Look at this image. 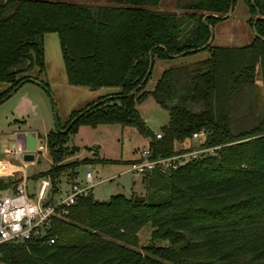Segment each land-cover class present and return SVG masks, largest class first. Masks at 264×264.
<instances>
[{
	"label": "trees",
	"instance_id": "16d2710c",
	"mask_svg": "<svg viewBox=\"0 0 264 264\" xmlns=\"http://www.w3.org/2000/svg\"><path fill=\"white\" fill-rule=\"evenodd\" d=\"M164 1L0 0V83L8 85L0 103L31 81L28 71H45L47 32L57 34L69 85L119 88L72 110L44 136L51 165L33 177L49 178L50 201L61 175L74 183L88 161H66L77 150L68 141L79 124L135 128L151 159L187 150L200 131L202 146L218 147L170 174L143 175L138 202L122 194L99 201L90 192L59 206L48 232L53 243L0 244V264H264V0H243L255 32L243 46L207 44L210 27L237 0H174L179 12L150 8ZM202 50L206 58L164 69L144 90L150 53L154 64ZM148 95L168 113L159 139L137 109ZM20 179L1 181L0 191ZM146 224L150 238L139 247Z\"/></svg>",
	"mask_w": 264,
	"mask_h": 264
},
{
	"label": "rangeland",
	"instance_id": "374dc122",
	"mask_svg": "<svg viewBox=\"0 0 264 264\" xmlns=\"http://www.w3.org/2000/svg\"><path fill=\"white\" fill-rule=\"evenodd\" d=\"M150 8L180 11L174 0H165L163 5ZM250 18L252 16L249 14L246 4L243 0H237L229 15L218 20L211 27L212 45L243 46L250 43L255 36L253 28L248 22ZM191 25V22L185 25V32ZM43 47L45 71L38 74L36 67L28 71L27 75L30 76L31 81L25 82L0 103V182L5 179L13 180L17 176L24 177L30 193H34L39 181L33 176L47 170L51 165L44 136L57 129L58 123L63 125L72 110L84 108L99 95L119 91L117 87L89 90L87 87L69 85L65 78L57 34L54 32L45 33ZM207 56V51L202 50L186 56L155 60L144 90H153L164 69L191 64ZM41 81L46 83L47 87L43 86ZM256 85L260 87L259 75ZM7 87L6 83H0V92ZM111 96H108L107 99H110ZM137 109L147 127L154 133L160 132L161 127L168 122L167 111L154 100L152 95H148L138 103ZM18 129L35 131L37 137H35L33 150L35 151L34 161L24 163L21 158L4 152V149L11 148L15 131ZM23 137L25 143L22 150L28 151L26 136ZM144 142L145 138L132 127H122L119 124H99L95 127L79 124L75 132L69 135L68 141V144L75 146L77 150L72 156L67 157L66 161L88 159L77 167L76 178L82 182L86 172L92 174L94 185L91 188V193L94 199L106 201L110 196L116 194L126 197L143 196L145 189L142 176L128 171L130 164L126 162L138 157ZM195 144H197L196 141ZM99 159L108 160V162H101ZM12 165L16 167L15 170L9 168ZM66 185L63 174L58 192L52 195L54 202L65 196ZM49 199H51V195ZM151 230L150 224L144 225L139 230V247L148 243ZM165 244V241L159 243L162 246Z\"/></svg>",
	"mask_w": 264,
	"mask_h": 264
},
{
	"label": "built area",
	"instance_id": "2783aa9c",
	"mask_svg": "<svg viewBox=\"0 0 264 264\" xmlns=\"http://www.w3.org/2000/svg\"><path fill=\"white\" fill-rule=\"evenodd\" d=\"M154 135L157 139L161 138L160 132ZM203 136L202 131L193 133L190 143L185 146L187 150L167 157L151 159V149L145 145L139 153L137 162L130 164L128 171L138 176L152 172L170 174L192 159L214 154L218 147L202 146ZM6 151L17 157H22L24 152H28L15 148ZM38 180L34 193L29 192L24 177L14 185L0 191V244L22 243L30 240H37L43 244L53 243L54 237L48 235V232L56 209L61 205L73 204L80 196L88 195L94 185L91 173L87 172L83 184L77 182L70 184L65 196L54 202L49 199L51 188L49 178L40 177Z\"/></svg>",
	"mask_w": 264,
	"mask_h": 264
},
{
	"label": "water",
	"instance_id": "95a60500",
	"mask_svg": "<svg viewBox=\"0 0 264 264\" xmlns=\"http://www.w3.org/2000/svg\"><path fill=\"white\" fill-rule=\"evenodd\" d=\"M232 9H233V6L231 5V6H230V9H229V12L226 14L225 17H227V16L229 15V13L232 11ZM225 17H224V18H225ZM205 18H206V17L203 18L204 21H205ZM258 18H259V12L257 11L256 19H258ZM210 30H211V27H210ZM253 31H254V30H253ZM254 34H255V32H254ZM211 41H212V34L210 35V38H209L207 44H210ZM152 64H153V61H152V57H151V53H150V61H149V68H148V71H147V75H148V74L150 73V71H151ZM147 75H146V76H147ZM145 79H146V77L143 79L142 82H144ZM137 88H138V87H137ZM137 88H136V89H137ZM136 89H135L133 92H135ZM133 92H132V93H133ZM109 98H112V97H109ZM88 109H89V107L86 108V110H88ZM75 119H76V118H75ZM75 119H74V120H75ZM69 126H70V125H68L66 129H64V130H60V131H61L62 133H65V132L67 131V129L69 128ZM57 130H59L58 125H57ZM24 136H26V143H27V145H28L29 148L27 149L28 152H24V153H23L22 158H23V160H24L25 162H27V161H33V160L35 159L34 153H32V151H33L34 148H35V135H34V133H27L26 135L24 134ZM134 200L137 201V202L140 201L139 196H138V195H134Z\"/></svg>",
	"mask_w": 264,
	"mask_h": 264
},
{
	"label": "crops",
	"instance_id": "0c3cea01",
	"mask_svg": "<svg viewBox=\"0 0 264 264\" xmlns=\"http://www.w3.org/2000/svg\"><path fill=\"white\" fill-rule=\"evenodd\" d=\"M89 90H93V89H90L89 88ZM100 96V95H99ZM27 132H32V133H34L35 134V137H37L36 136V133H35V131H33V130H22V129H18V130H16L15 131V134H14V139H13V142H12V144H11V148H15V149H18V150H22V147L24 146V143H25V140H24V134L25 133H27ZM146 145V139H145V142H144V146ZM11 148H7L8 150H10ZM6 149V150H7ZM5 149H4V152H6V153H8L9 154V152H7ZM11 154V153H10ZM12 155V154H11ZM13 156V155H12ZM13 157H17V156H13ZM138 157H139V155H138ZM138 157H136V159L138 158ZM17 158H21L22 159V162H24L25 163V161L23 160V158L22 157H17ZM136 159H134V160H136ZM34 161V160H33ZM11 170H15V166H10L9 167ZM87 173V172H86ZM91 177H92V174H91ZM19 178H23V177H20V176H17L16 178H14V179H19ZM84 181H85V176H84V179L82 180V182H79L78 180H77V178H76V180H75V182H77V183H80V184H83L84 183ZM69 185L70 184H68L67 183V185H66V190L68 189V187H69Z\"/></svg>",
	"mask_w": 264,
	"mask_h": 264
}]
</instances>
